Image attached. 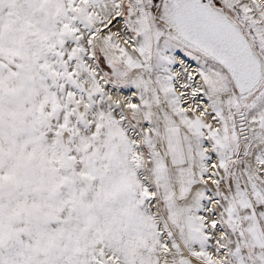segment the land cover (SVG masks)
Masks as SVG:
<instances>
[{"label": "snow or ice", "instance_id": "snow-or-ice-1", "mask_svg": "<svg viewBox=\"0 0 264 264\" xmlns=\"http://www.w3.org/2000/svg\"><path fill=\"white\" fill-rule=\"evenodd\" d=\"M0 264H264V0H0Z\"/></svg>", "mask_w": 264, "mask_h": 264}]
</instances>
